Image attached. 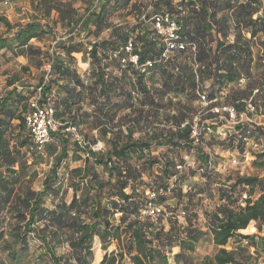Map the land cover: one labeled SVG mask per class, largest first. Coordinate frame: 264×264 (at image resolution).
<instances>
[{"label":"trees","instance_id":"trees-1","mask_svg":"<svg viewBox=\"0 0 264 264\" xmlns=\"http://www.w3.org/2000/svg\"><path fill=\"white\" fill-rule=\"evenodd\" d=\"M76 1L37 0L41 17L17 28L0 16L5 26L1 56L26 58L28 63L20 67L23 77L31 67L41 74L30 89L20 83L22 76L13 75L0 95V248L8 263L26 260L32 236L39 242L40 257L51 264H92L96 238L104 252L99 264H168L174 247L179 249L176 264H192L190 255L210 235L216 253L200 264H256L264 255V151L255 153L252 162L263 175L243 176L219 174L220 165L203 149L218 146L243 158L248 140L264 144V127L244 119L218 143L214 133L220 121L211 125L202 145L193 146L189 127L162 125L192 120L198 112L197 89L215 100L210 108L233 107L237 116L244 113L249 120L264 115V2L86 0L80 13ZM158 18L164 26V18L175 23L184 45L166 60L164 38L155 27ZM57 25L94 41L83 52L82 42L57 40L51 55L31 45L52 35ZM79 53L89 57L87 79L76 69L73 54ZM133 56L138 57L136 66L130 62ZM146 63L151 67L142 72ZM47 65L49 73L43 70ZM33 101L40 108L52 107L58 124L40 147L26 121L35 111ZM249 102L255 106L253 114L246 110ZM218 116L208 113L202 119L217 122ZM72 128L83 141L72 139L67 131ZM85 129L98 138H88ZM99 138L105 149L95 152L91 146ZM192 150L197 169H176L184 163L182 152ZM42 151L53 163L36 192L30 182L37 175L28 169L41 163ZM69 158L82 165L65 168L60 179L61 165ZM196 174L205 180L203 186L184 192V183ZM206 195L218 204L203 211L202 231L195 224ZM46 198L50 207L44 205ZM151 203L161 208L154 219L141 213ZM250 224L258 234L240 233ZM111 243L116 250L107 254Z\"/></svg>","mask_w":264,"mask_h":264},{"label":"rangeland","instance_id":"rangeland-1","mask_svg":"<svg viewBox=\"0 0 264 264\" xmlns=\"http://www.w3.org/2000/svg\"><path fill=\"white\" fill-rule=\"evenodd\" d=\"M63 1H69V0H63ZM180 0H175V2H178ZM83 2L85 3L86 0H77L74 3V8L78 9L80 13L83 12ZM264 2V0H262ZM37 0H0V16L6 17L8 22L15 28L20 27L24 24L30 23L32 21H35L36 18L41 17V12L37 8ZM52 18H56V14H52ZM50 24V23H49ZM5 33V26L0 25V37L4 36ZM84 36L82 33L74 32V33H68L65 29L61 28L59 25H57L54 30L53 34L47 35L46 37L40 39V40H33L30 41L31 45L34 47H40L43 51H48L49 55H51V49L54 48L55 43L57 40L59 41H70L73 40L74 42H82V50L83 52L87 49H89L88 43L90 41H94L92 37H89L87 39H83ZM4 56H1L0 54V95H2L7 88V83L9 80H11V77L13 75L22 76L21 78V84H23L24 88H33L38 84V81L41 77V74L39 71L35 70V68L31 67L30 74L23 75L20 73V67L21 65H26L27 59L24 57H14L11 53H4ZM73 57L76 59V69L77 72L81 75L82 79H87L89 76L88 70H89V57H84L83 54H73ZM218 121L215 123H218L221 121L222 125L218 127L216 133H214V137L216 141L219 143L226 139L232 131L234 126L231 123H227L225 119H223L222 116L220 118H217ZM222 120L224 122H222ZM253 122L256 123L259 126L264 127V115L261 116H255L253 117ZM89 137L96 136V133L94 131H88L87 129L83 132ZM78 139L83 141L81 138V135H77ZM98 138V137H97ZM72 139L75 140V137L72 136ZM208 139V138H207ZM100 141H98L95 145H92L91 148L93 151H104L105 149V142L99 138ZM260 146L255 141L248 140L246 142V148L244 157L242 158L240 155L234 154L227 150H222L218 146L210 147L208 145L204 146L203 151L207 152L211 155V158L217 165H222L224 168L217 167V172L220 173H232L233 175H243V176H262L263 175V169L259 167H255L252 165V162L254 161V154L258 152ZM57 152L59 149L56 150ZM28 162L32 161V157L27 155ZM41 157L43 160L39 165L31 166L28 169V172H35L36 178L30 182V187L32 190L36 192H41L42 190V181L45 177L46 172L50 169L53 163V158L49 157L46 152H41ZM181 157L183 158L184 162H193L194 166L193 169H197L199 163L197 161V156H195V151H190V153L186 154L182 152ZM84 158V157H83ZM235 159L236 163L232 164L231 161ZM66 162V166L63 164L60 168V179L62 175L64 176V169H73L74 167H78L82 165V161H74L71 158H69ZM205 180L201 178L199 175H195L194 177L190 178L189 180L184 183V192L189 191L191 187L194 185H202L204 184ZM65 188V185L63 186V189ZM216 187H212L211 190H214ZM72 196V191L69 190L66 195V200L69 201ZM170 205H173L174 202L168 201ZM202 208H199L197 211L198 213V221L196 222V227L201 229L202 231H206L205 228V219L203 218V211L206 209H211L215 205L218 204V201L210 200V197L202 196ZM45 206L50 207V199H45ZM166 208L164 209L165 217L168 215ZM180 223L184 224L183 218H180ZM163 224L167 228V222L164 219ZM250 229H253L252 231ZM240 233L245 235H256L257 230L255 229L253 224H250L246 229L245 232L240 231ZM262 236L264 235L261 233ZM4 239L8 240L7 234L4 235ZM9 241V240H8ZM2 246V243L0 241V247ZM232 247V242L228 244L225 248L227 250H230ZM67 250L66 246L59 248L56 250V255H59L61 253H64ZM116 250V244L111 243L105 253L109 254V252ZM177 247H174L170 250V253L168 254V264H176L174 260V255L177 254L179 251ZM41 250L39 248V242L32 239V236H30V244H29V254L26 260L22 261L19 264H51L50 261L45 257L41 256ZM92 252L94 254V258L92 261V264H99L104 252L101 250V242L99 239H95L93 246H92ZM216 253V250L214 249L210 235L204 238L200 243L197 244L195 252L190 255V260H192V264H200L202 259H204L207 256H212ZM0 264H9L6 256L2 253L0 248ZM256 264H264V255H261L258 259Z\"/></svg>","mask_w":264,"mask_h":264},{"label":"built area","instance_id":"built-area-1","mask_svg":"<svg viewBox=\"0 0 264 264\" xmlns=\"http://www.w3.org/2000/svg\"><path fill=\"white\" fill-rule=\"evenodd\" d=\"M162 21H164L165 26L163 25V23L161 22V18H158L155 22H156V29L158 31V33L162 36V38H164V43H165V50L162 53V59L166 60L169 58V56L172 54L173 51L176 50H183L184 49V45H182V43H180V38H178L177 36V32H178V28L176 27L175 23H173L172 21H169L167 19H163ZM131 49V44H128V46L126 47V51L129 52ZM194 50V49H193ZM137 56H133L130 58V62L136 66L137 64ZM147 67H151V63H146L144 66H142L140 68V70L142 72H145L144 70ZM194 69H196V66L194 67ZM43 70L46 73H49L50 71V67L47 65L43 68ZM47 79V76L45 77V80ZM208 83H205L204 88L207 89ZM204 89V90H205ZM254 93H256V91H254ZM198 104V112L193 116L192 120H187L186 122L180 124L179 126H175L173 124L164 126L166 129H177V130H183L187 127H189L190 131H189V139L192 143L193 146H197L201 144V140L204 136L206 135H210L212 133V129H211V125L215 124V121L213 119H204L203 121V117L206 116L208 113H212L214 115H219L218 118H220V116L223 117V119H225V121L227 123H231L233 126H236L238 123H240L241 121H243L244 119H246L248 122H250L251 124H253V120H249L245 117L244 113L239 114V116L236 115L234 108L233 107H223V108H210L214 103L215 100H209L207 98L206 92H199V90L197 89V102ZM32 107L35 108V111L33 114H31L30 116H28L26 118L27 124L31 127V133L33 135V140H34V144L37 147H40V145L44 144L45 142L50 141L48 139V132L49 131H56L58 124L54 122L53 120V109L50 106H44L43 108L37 107L36 102L33 101L32 102ZM246 110L248 113L253 114V112L255 111V106L252 105L250 102L247 103L246 106ZM221 113H226L227 114V118L226 116H224ZM255 125H257L256 123H254ZM259 126V125H257ZM262 127V126H260ZM67 131H70L72 133V135L75 137L76 140H80L77 137V133L75 128L72 129H68ZM258 144V143H257ZM202 145V144H201ZM260 146H258L260 152L264 151V144H259ZM232 164H235L236 161L235 159H233L231 161ZM194 166L193 162H184L183 165H178L176 166V169L178 170H183V169H192ZM219 168H224L222 165L219 166ZM200 173H203V170L200 169L198 170ZM160 194H162V191H160ZM151 198H154V195L151 194ZM242 198H245V195L242 196ZM242 204V203H241ZM243 205V204H242ZM161 208L159 206H156L154 203H151L148 205V207L142 211V215L143 216H147L150 217L152 219L156 218L157 215L160 213ZM164 212V210H163ZM168 216V215H166ZM183 214L180 215V217H182Z\"/></svg>","mask_w":264,"mask_h":264}]
</instances>
